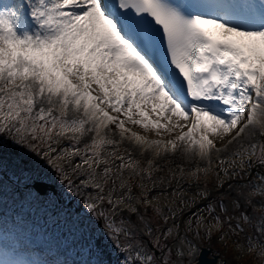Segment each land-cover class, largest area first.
Returning a JSON list of instances; mask_svg holds the SVG:
<instances>
[{
	"label": "snow or ice",
	"instance_id": "obj_1",
	"mask_svg": "<svg viewBox=\"0 0 264 264\" xmlns=\"http://www.w3.org/2000/svg\"><path fill=\"white\" fill-rule=\"evenodd\" d=\"M0 137V158L10 143L42 155L69 189L91 188L87 211L105 221L119 252L140 248L139 264H189L193 240L213 231L223 242L229 204L239 213L226 216L237 220L231 232L248 225L264 236V185L233 192L220 175L236 158L244 168L257 149L264 165V22L204 15L189 0H0ZM62 139L71 144L57 151ZM125 142L149 157L134 158ZM233 144L232 158L218 161L213 196V155ZM177 150L208 167L159 175L157 159ZM28 179L37 186L45 177ZM185 179L187 189L169 191ZM97 239L87 240L90 253H99Z\"/></svg>",
	"mask_w": 264,
	"mask_h": 264
},
{
	"label": "rangeland",
	"instance_id": "obj_2",
	"mask_svg": "<svg viewBox=\"0 0 264 264\" xmlns=\"http://www.w3.org/2000/svg\"><path fill=\"white\" fill-rule=\"evenodd\" d=\"M128 126L137 130L136 126ZM142 134L146 135L144 132ZM0 139L3 138L0 137ZM259 140L264 141V137H259ZM70 144L71 141L62 139L57 151ZM80 146L82 147L83 144ZM125 146L132 149L131 154L134 158L143 160L149 157L147 153L145 157H141L139 151L128 142H125ZM221 146L222 144L217 142V147ZM247 146L245 144V147ZM238 148L239 146L229 150V153L221 152L219 156L213 155V164L211 165L213 175L208 178L209 190L213 196L216 195L215 188L212 187V184L217 180L215 173L220 171L218 161H229L232 158V153L236 152ZM172 154L166 153L157 159L156 163L165 170L159 175L171 176L172 173H175L178 178L180 174L178 166L180 165L186 170L194 168L197 164L201 167H208L205 161L199 160L192 165L185 166L181 161L172 158ZM258 155L259 149H257V156L251 154L245 156L244 168L239 167L241 163L239 158H236V167L225 164L224 167H227L228 175L225 177L223 172L220 173L224 179L225 188L231 185L233 192L247 193L264 185V178L258 175L264 174V165L258 162ZM75 159L79 160L78 157ZM168 169H171L172 172H169ZM32 171H40L44 175L45 179L42 183L47 184L45 194L39 193L29 181L28 177ZM69 177L75 180L77 185L79 184V180L70 171ZM187 186L186 179L181 180L179 185L176 180H173L169 191L177 187L187 189ZM192 191L188 193L189 196ZM92 192L91 188L83 190L79 194L75 188L69 189L67 183L62 182V177L56 173L54 166L47 164L42 155L37 157L26 149L4 143L2 158H0V224H2L0 231L11 234L14 239L20 240L19 244L33 245L32 249L38 251L40 257L45 261L53 257L62 264H93L96 259H99L102 264H122L129 256H132L131 264H139V261L135 259V253L140 251V248L134 245L129 252H119L115 244L104 235L105 221L97 220L92 213L87 211L85 200ZM241 200L243 201V197ZM207 203V200L201 201L193 211L203 208ZM216 213H220L218 206ZM220 215L224 220L221 231L227 234L224 241H219L218 237L221 232L216 231H213L210 240L206 238L194 239L196 250L194 254L189 255V264L197 262L201 247L211 248L214 254L220 255L221 259L227 260L229 264H264V258L260 256L259 252L260 247L264 245V236L255 237V229L248 225H244V231L238 235L231 232L229 225L235 227L237 220L228 221L226 216L239 215L238 212L233 211L231 204L228 205V213H220ZM85 224L89 225L90 229H86ZM8 225L14 229H8ZM250 235L253 236L252 240L249 239ZM92 237L99 238L96 240L100 249L98 254L90 253L87 246V240ZM189 238L191 239V237ZM121 239L123 243L131 242L123 240V237ZM140 239L147 245L146 250H153V245L147 236H141ZM253 247L257 250L252 251ZM156 256H160L158 251Z\"/></svg>",
	"mask_w": 264,
	"mask_h": 264
},
{
	"label": "bare ground",
	"instance_id": "obj_3",
	"mask_svg": "<svg viewBox=\"0 0 264 264\" xmlns=\"http://www.w3.org/2000/svg\"><path fill=\"white\" fill-rule=\"evenodd\" d=\"M144 133H146V135H148L149 138L152 139L160 138L157 137L155 133H150L146 131H144ZM165 138L172 139L174 137ZM237 146L238 145L236 144L230 146L227 150V153H229V150L236 148ZM171 157L181 161V163L185 166L192 165L193 163H196L198 161V159H193L191 161L187 160L180 150H177L175 154L171 155ZM0 225L2 226V224ZM7 227L11 230L14 229L9 225ZM54 239L56 240V238ZM19 243H21V241L14 239L11 234H6L0 231V264H62V262H58L55 258L53 259V257L45 261L40 257L38 251L32 249L33 245L26 246L24 244Z\"/></svg>",
	"mask_w": 264,
	"mask_h": 264
},
{
	"label": "water",
	"instance_id": "obj_4",
	"mask_svg": "<svg viewBox=\"0 0 264 264\" xmlns=\"http://www.w3.org/2000/svg\"><path fill=\"white\" fill-rule=\"evenodd\" d=\"M34 188L41 194H45L47 184L41 183L40 185L34 186ZM54 191V188H52ZM195 264H229L227 260H222L220 255L213 253L212 249L201 247Z\"/></svg>",
	"mask_w": 264,
	"mask_h": 264
}]
</instances>
